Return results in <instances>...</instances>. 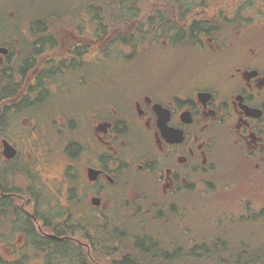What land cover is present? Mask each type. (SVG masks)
<instances>
[{
    "label": "flooded vegetation",
    "instance_id": "obj_1",
    "mask_svg": "<svg viewBox=\"0 0 264 264\" xmlns=\"http://www.w3.org/2000/svg\"><path fill=\"white\" fill-rule=\"evenodd\" d=\"M103 1L60 0L58 20L45 0H0V211H12L0 251L107 264L89 254L121 203L162 234L197 205H222L215 219L253 240L264 229V0ZM118 8L133 19L118 22ZM114 58L122 72L101 68ZM53 181L65 185L56 214L39 195ZM253 241L233 245L264 247Z\"/></svg>",
    "mask_w": 264,
    "mask_h": 264
},
{
    "label": "trees",
    "instance_id": "obj_2",
    "mask_svg": "<svg viewBox=\"0 0 264 264\" xmlns=\"http://www.w3.org/2000/svg\"><path fill=\"white\" fill-rule=\"evenodd\" d=\"M103 2L102 0L101 5H104ZM133 14L136 15L134 12ZM103 15L101 20L106 18V16L103 17ZM132 19L133 18L130 17V12L126 13L124 10L117 9L116 20L118 22ZM36 205L39 206L40 204L37 203ZM113 207V209L111 208V212L116 214V218L111 219L107 217L101 221L99 228L103 231L100 234V242L99 245H96L95 252L89 254L90 258L94 260H96V257L106 259L107 264H109L111 260H115L116 264H224L221 258L224 253V250L221 249L223 245L221 247L211 246V243L214 241V236L209 244H205L203 242L196 243L192 233L189 235L186 231L180 232L179 236L171 235L170 233L172 232L164 233L167 237H164L163 234L158 235L157 237L159 239L157 238V240L150 237L153 235L144 232L143 229H140L143 230L142 232L129 234L126 229L116 224V221H124V217H126L123 215L124 213H118L119 211H127L125 210L124 204H114ZM6 213H12V211L9 209L0 211V236L10 225L11 218L8 216L4 217ZM36 214L38 215V218L36 217L37 220L45 217L41 210H36ZM230 223L232 222H228L226 226ZM222 227H224V225H222ZM113 228L115 229V234L111 232ZM12 229L13 227H11V230ZM6 231H8V229H6ZM190 240H193L191 244ZM249 248L240 245L236 246L238 254L236 259H233L232 264H264V257H260V251L256 252L254 248ZM67 254L69 258L75 256L76 261L78 260L79 263L85 261L83 264H88V256L86 253L81 255L80 253L69 250ZM53 255L64 258L66 253L56 251ZM2 261L3 259L0 256V264H2ZM26 261V254L21 253L20 259L11 263L26 264Z\"/></svg>",
    "mask_w": 264,
    "mask_h": 264
},
{
    "label": "rangeland",
    "instance_id": "obj_3",
    "mask_svg": "<svg viewBox=\"0 0 264 264\" xmlns=\"http://www.w3.org/2000/svg\"><path fill=\"white\" fill-rule=\"evenodd\" d=\"M76 1L74 0V4L77 3ZM39 4H40L39 6H41L42 8L50 4V6H52L53 8L52 11L55 10L56 11L55 13H58L60 15L58 18V20H60L61 11H62L59 5L60 0H45V2L43 3L39 2ZM70 4H71V0H70ZM56 5H59V6H56ZM40 11L38 10L37 15L40 18H43L44 17V15L42 14L43 11L41 12ZM32 14L36 15L33 12V13H29L27 16L31 17ZM52 20H55V21L57 20L54 15H52ZM126 67L127 65L124 61H121L115 58L107 62H101V68L114 71L115 73L122 72L123 68H126ZM71 104H73V102H68V105H71ZM52 156L53 157L51 158H53V160H59L61 163L63 162L61 158L56 157L55 154H52ZM65 163L66 161L63 164ZM73 163H74V168L76 169L78 167V166L76 167L77 163L76 162H73ZM59 171L60 169L51 171L50 174L47 176L48 180L51 181L53 178H55L57 175L54 172H59ZM75 175H78V174L75 173ZM56 182L57 181L48 183L49 187H51L52 184L54 185V187L51 188L53 194L51 192L45 193L43 189L41 190V194H39L42 197L47 198V204H50L53 198L52 205L54 208L51 210L53 214H56L59 208H65V204L63 203V199H64L63 191L65 189V185L63 184L62 187L59 188L61 193L57 194L56 191L59 189H55L56 184L54 183ZM223 209L224 207L222 205H197L196 212L190 219L188 217L182 220L177 219L176 222L178 223L177 225L178 227H173V229L175 230L172 233L174 236H179L180 232L182 233V231H187L188 229H192L193 231L192 235L196 243L203 242L205 244H209L211 242L212 237L214 236L213 237L214 240H219L220 243L223 245L221 249L224 250V253H223V257L221 258H222V261H224V264H232L233 259H236L237 254H238L237 249H236L237 245H233L236 242L240 243L243 241H253L254 240L253 242L256 241L257 243L264 244V229H261L259 231V234H256V238H254L253 240H249L247 239L246 235L242 234L243 230L239 228L237 226V223H234L233 221H226V220L221 221L220 220V223L224 225V227H222V225H218V221H215L216 220L215 213L221 212ZM118 213L120 214L124 213L123 215L126 217H124V221H120V220L116 221V224L126 229L129 234H136L144 230V232H147L153 235L150 237L156 240L158 238L157 237L158 235H162L163 231L161 228V224L159 222L157 221L152 222V221L146 220L142 216H138L137 218H135L132 216L133 214L132 215L130 214L131 212L129 211H119ZM228 222H232V223H230V225L227 227L226 224ZM140 229H143V230H140ZM8 232L9 231L4 230L5 234H8ZM163 236L167 237V235H164V234ZM14 240L16 239L14 238ZM259 251H260V257H264V248L261 247L260 249L256 250V252H259ZM23 253L26 254V260L29 261L28 264H40V261L37 258L36 252L25 251ZM0 256L3 258L2 264H12L11 262H15V260H17L16 257L17 256L21 257V254L15 253V252L0 251ZM72 257H75V256H72ZM66 260L67 259H63L61 261H53V264H73L71 261L67 262Z\"/></svg>",
    "mask_w": 264,
    "mask_h": 264
},
{
    "label": "water",
    "instance_id": "obj_4",
    "mask_svg": "<svg viewBox=\"0 0 264 264\" xmlns=\"http://www.w3.org/2000/svg\"><path fill=\"white\" fill-rule=\"evenodd\" d=\"M3 149V155L6 159H12L15 156V151L7 142H3ZM88 175L90 180H94L97 174L92 171H89ZM93 203L94 205H98V200H95Z\"/></svg>",
    "mask_w": 264,
    "mask_h": 264
}]
</instances>
